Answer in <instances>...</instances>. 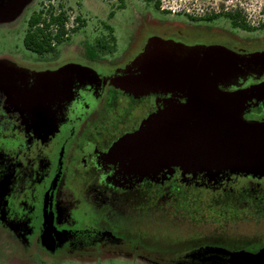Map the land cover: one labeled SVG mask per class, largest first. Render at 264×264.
Returning <instances> with one entry per match:
<instances>
[{"label": "flooded vegetation", "instance_id": "af4514ba", "mask_svg": "<svg viewBox=\"0 0 264 264\" xmlns=\"http://www.w3.org/2000/svg\"><path fill=\"white\" fill-rule=\"evenodd\" d=\"M231 12L236 15L237 10ZM225 19L232 29H240ZM242 31L253 33L257 29ZM201 35L202 40L176 38L169 42L197 47L198 58L202 57V51L212 46L226 49L221 44L210 43L208 38L213 37L210 33ZM53 46L56 55L46 52L50 54L49 59L39 62L56 61L60 51L58 45ZM229 51L238 57V70L231 73L229 79H220L218 89L235 93L264 87V63L260 61L263 55L253 60L232 49ZM45 54L39 57L43 58ZM187 57V52H177L175 62ZM101 59L90 62L82 57L85 64L99 67L100 78L97 80L87 76L71 77L64 84L62 75L57 78L56 87L49 90L42 106L46 130L35 126V117L25 111L18 110L20 114L3 117L0 109V178L5 173L11 176V204L24 203V210L27 208L25 212L30 215L24 227L27 233H32L34 239L42 233L47 234L46 223L51 216L54 224L47 238L60 253L92 255L105 250H121L151 257L152 252L146 246L153 245L154 240L141 232L143 219L158 209L167 215L173 214L183 203L200 198L190 197V190H205L216 203L235 207L238 211L236 216L223 221L238 225L243 219L255 220L260 226L253 236L223 230L215 232L212 237L216 241L223 245L249 246L264 237V177L229 172L184 177L178 168H166L155 175L140 177L111 157L117 142L139 130L158 110L174 102L182 103L185 98L180 92L120 87L117 83L122 78L139 74L143 65L115 71L105 67L113 63L104 57ZM243 117L249 121L264 120V91H255L251 101L246 103ZM37 129L40 133L48 129V136L42 133L44 136L38 134L35 137L33 134L38 133ZM64 187L76 190L79 198L76 210L69 212V218L78 221L77 228L59 224L58 198ZM73 222L71 224L75 225ZM192 236V240L187 236L184 242L193 245L192 249L168 261L201 259L210 255L205 254L209 249L230 250L225 246H198L209 236L200 231ZM262 249L264 246L256 251H231L255 254Z\"/></svg>", "mask_w": 264, "mask_h": 264}, {"label": "rangeland", "instance_id": "374dc122", "mask_svg": "<svg viewBox=\"0 0 264 264\" xmlns=\"http://www.w3.org/2000/svg\"><path fill=\"white\" fill-rule=\"evenodd\" d=\"M156 1L160 4L158 10L154 7ZM49 4L65 11L69 18V28L74 25L73 21L77 17L85 24L58 45L60 56L56 61L41 63L40 59H49L50 54L40 58L23 45V38L26 22L32 12L44 11ZM232 10H240L246 17V22L256 27L257 31L247 33L232 29L224 17L213 21H193L188 17ZM110 13L113 14L112 17H109ZM104 25L113 29L116 39L115 53L104 56L113 65L106 64L105 67L115 71L140 63L143 65L146 56L152 54L160 41L165 42L159 46H163L161 50H169L166 42L172 44L169 41L176 38L202 40V33L213 35L208 38L210 43L221 44L246 59L256 60L262 55L264 57V0H123L122 6L119 0H0L1 115L10 117L18 110L25 111V114L35 117V126L46 130L44 127L47 128V122L42 120L41 115L42 106L46 102L44 98L49 95V90L56 87L60 75L64 84L71 77L100 78L99 67L85 64L80 52L83 42L91 44L97 38L107 35ZM174 50L192 54L199 49L184 45L178 47L176 44ZM210 53L219 58L223 55L220 51ZM42 133L48 136L49 131L47 129ZM42 133L33 135L37 137ZM182 175L185 177L195 174L182 172ZM10 177L5 173L0 178V264H228L211 255H205L201 259L193 257L168 261L177 254L192 249L193 245L184 242L192 240V235L198 231L209 235L198 245L201 247L225 246L230 249L228 251H256L264 246L263 236L249 246L223 245L224 243L216 241L212 237L215 232L223 230L226 233L238 232L253 236V232L260 226L255 224V220L243 218L238 225H233L234 222L226 220L238 214L235 207L227 208L216 203L205 190H190V197L200 198L183 203L180 210L173 214L167 215V212L158 209L143 219L141 232L154 240L151 242L153 245L146 246L152 252L151 257L121 250H105L92 255L60 253L47 238L53 229L54 217L50 216L46 223L47 234L42 233L39 238L34 239L35 236L24 229L27 225L26 218L30 215L25 212L27 208L24 210V203L11 204ZM58 204L59 224L77 228L78 221L69 218V212H74L80 204L76 190L64 187ZM224 219L226 220L223 221ZM187 236L189 238L185 239Z\"/></svg>", "mask_w": 264, "mask_h": 264}, {"label": "water", "instance_id": "95a60500", "mask_svg": "<svg viewBox=\"0 0 264 264\" xmlns=\"http://www.w3.org/2000/svg\"><path fill=\"white\" fill-rule=\"evenodd\" d=\"M164 43L158 42L146 56L139 74L122 78L117 85L180 92L185 101L158 110L139 130L117 142L111 157L140 177L166 168L264 177V120L243 117L246 103L264 87L222 92L220 79L227 80L238 70L234 53L212 46L202 51L201 58L188 53L186 59L175 62L176 44L166 42L169 50H161ZM212 51L223 55L215 57ZM260 61L264 63V58ZM205 254L228 264L264 263V249L255 254L209 249Z\"/></svg>", "mask_w": 264, "mask_h": 264}, {"label": "trees", "instance_id": "16d2710c", "mask_svg": "<svg viewBox=\"0 0 264 264\" xmlns=\"http://www.w3.org/2000/svg\"><path fill=\"white\" fill-rule=\"evenodd\" d=\"M119 1L122 6L123 0ZM154 7L157 10L160 8L158 1L154 3ZM112 16L113 14L110 13L109 17ZM221 16L231 20L233 27H237L246 31L256 30V27L250 26V24L246 22V19L242 16L240 10H237L236 15L232 14L231 11H221L219 13H211L209 15L200 17H188L193 21H211ZM68 21L69 20L65 11H62L61 8H56L50 4L44 11H33L26 22L27 27L23 38V45L28 50L36 53L39 56L44 55L46 52H51L56 55L57 50L54 48L53 44H61L69 37L70 33L76 32L85 24L83 20L77 17L74 20L75 26L73 28L67 29L66 24ZM104 28L107 30V35L97 38L91 44L88 42H83L80 56L84 57L90 62H97L101 61L102 57L115 53L116 39L113 35V29L108 25H104ZM197 174L200 176L203 175L199 173Z\"/></svg>", "mask_w": 264, "mask_h": 264}, {"label": "built area", "instance_id": "2783aa9c", "mask_svg": "<svg viewBox=\"0 0 264 264\" xmlns=\"http://www.w3.org/2000/svg\"><path fill=\"white\" fill-rule=\"evenodd\" d=\"M113 1H116V0H113ZM48 6V5H47ZM68 20H69V18H68ZM75 20V19H74ZM69 22V21H68ZM73 24L74 25H71V27L70 28H73V26H75V23H74V21H73ZM66 28L68 29L69 27H68V23L66 24Z\"/></svg>", "mask_w": 264, "mask_h": 264}]
</instances>
